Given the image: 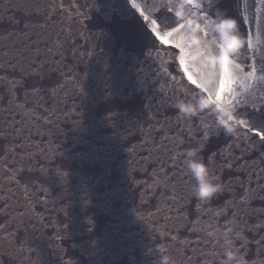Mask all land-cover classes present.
I'll use <instances>...</instances> for the list:
<instances>
[{
  "label": "water",
  "instance_id": "water-1",
  "mask_svg": "<svg viewBox=\"0 0 264 264\" xmlns=\"http://www.w3.org/2000/svg\"><path fill=\"white\" fill-rule=\"evenodd\" d=\"M179 47L129 0H0V264H264V136L179 111L210 100Z\"/></svg>",
  "mask_w": 264,
  "mask_h": 264
},
{
  "label": "flooded vegetation",
  "instance_id": "flooded-vegetation-1",
  "mask_svg": "<svg viewBox=\"0 0 264 264\" xmlns=\"http://www.w3.org/2000/svg\"><path fill=\"white\" fill-rule=\"evenodd\" d=\"M129 1L161 40L181 46L184 60L207 62L210 80L204 83L199 67L187 71L210 100L233 107L240 125L264 136V0H179L183 19L175 15L177 0ZM221 15L237 22L244 42L227 63L215 30Z\"/></svg>",
  "mask_w": 264,
  "mask_h": 264
},
{
  "label": "clouds",
  "instance_id": "clouds-1",
  "mask_svg": "<svg viewBox=\"0 0 264 264\" xmlns=\"http://www.w3.org/2000/svg\"><path fill=\"white\" fill-rule=\"evenodd\" d=\"M175 8L176 17L183 19L185 13L183 4L179 3V0H177ZM215 30L222 40V62L227 63L230 55L237 53L243 48V38L238 34L237 22L223 15L215 24ZM177 108L185 115H194L198 110H211L216 114L217 125L223 129L225 134L234 135L237 133L240 118L235 115V109L231 106L217 104L215 101L206 98H199L195 104L180 101L177 103ZM198 156L199 152L197 149L189 150L186 154L185 163L188 171L196 181L193 186L195 197L202 202H207L221 191L222 186L218 182V177L212 174L209 166ZM225 235L227 236V233ZM225 243L230 245L231 242L226 240ZM160 251H164L163 247H161ZM224 256V264H247L245 258L239 255L238 250L231 246L225 247ZM160 264H174V262L169 256L163 255L160 257Z\"/></svg>",
  "mask_w": 264,
  "mask_h": 264
},
{
  "label": "snow or ice",
  "instance_id": "snow-or-ice-1",
  "mask_svg": "<svg viewBox=\"0 0 264 264\" xmlns=\"http://www.w3.org/2000/svg\"><path fill=\"white\" fill-rule=\"evenodd\" d=\"M174 23V22H173ZM162 26H164V25H162ZM165 43H167V41H165Z\"/></svg>",
  "mask_w": 264,
  "mask_h": 264
}]
</instances>
